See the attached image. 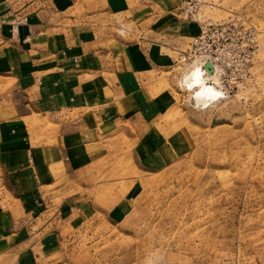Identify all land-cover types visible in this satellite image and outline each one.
I'll use <instances>...</instances> for the list:
<instances>
[{
    "label": "rangeland",
    "instance_id": "374dc122",
    "mask_svg": "<svg viewBox=\"0 0 264 264\" xmlns=\"http://www.w3.org/2000/svg\"><path fill=\"white\" fill-rule=\"evenodd\" d=\"M129 7L138 20L119 15L117 31L154 50L153 84L106 127L104 157L67 182L79 216L55 219L57 200L48 239L14 210L0 264H264V0ZM234 19L254 30L250 58L227 78L205 75L221 93L202 104L184 80L197 65L181 58L203 24Z\"/></svg>",
    "mask_w": 264,
    "mask_h": 264
},
{
    "label": "crops",
    "instance_id": "0c3cea01",
    "mask_svg": "<svg viewBox=\"0 0 264 264\" xmlns=\"http://www.w3.org/2000/svg\"><path fill=\"white\" fill-rule=\"evenodd\" d=\"M130 2L0 0L1 236L16 224L14 210L48 239L56 235L46 218L57 200L55 219L68 225L79 216L80 197L67 182L104 157L106 127L153 84L154 50L117 31L119 15L138 20Z\"/></svg>",
    "mask_w": 264,
    "mask_h": 264
},
{
    "label": "built area",
    "instance_id": "2783aa9c",
    "mask_svg": "<svg viewBox=\"0 0 264 264\" xmlns=\"http://www.w3.org/2000/svg\"><path fill=\"white\" fill-rule=\"evenodd\" d=\"M253 33V29L238 19L205 23L200 27L192 47L181 58L182 65L190 68L199 63L208 75L206 65L211 63L214 74L218 71L221 78L232 76L236 70H242L250 58Z\"/></svg>",
    "mask_w": 264,
    "mask_h": 264
},
{
    "label": "bare ground",
    "instance_id": "6f19581e",
    "mask_svg": "<svg viewBox=\"0 0 264 264\" xmlns=\"http://www.w3.org/2000/svg\"><path fill=\"white\" fill-rule=\"evenodd\" d=\"M198 64L199 63L193 64L197 66L193 67V69L186 76V78L184 77L185 78L184 80L186 87H188V90L194 91L193 98L196 99L197 101H200L201 103L203 102L202 104H206L211 100L214 101L220 95L221 92L217 91L214 87L206 83L207 78L205 76V73L201 69V66L200 65L198 66ZM208 74L214 77L215 75L216 76L218 75V71L215 72V74L214 72L213 73L208 72Z\"/></svg>",
    "mask_w": 264,
    "mask_h": 264
},
{
    "label": "water",
    "instance_id": "95a60500",
    "mask_svg": "<svg viewBox=\"0 0 264 264\" xmlns=\"http://www.w3.org/2000/svg\"><path fill=\"white\" fill-rule=\"evenodd\" d=\"M206 69H207V71L210 72V73H213V72H214V68H213V66H212L211 63H208V64L206 65Z\"/></svg>",
    "mask_w": 264,
    "mask_h": 264
}]
</instances>
